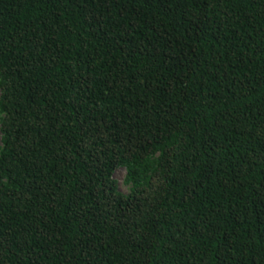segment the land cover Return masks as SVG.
<instances>
[{
	"label": "trees",
	"instance_id": "16d2710c",
	"mask_svg": "<svg viewBox=\"0 0 264 264\" xmlns=\"http://www.w3.org/2000/svg\"><path fill=\"white\" fill-rule=\"evenodd\" d=\"M0 264H264V0H0Z\"/></svg>",
	"mask_w": 264,
	"mask_h": 264
},
{
	"label": "rangeland",
	"instance_id": "374dc122",
	"mask_svg": "<svg viewBox=\"0 0 264 264\" xmlns=\"http://www.w3.org/2000/svg\"><path fill=\"white\" fill-rule=\"evenodd\" d=\"M126 176H127V171L124 168H121L117 170L115 173V180L118 183L119 190L125 195H128L130 193L131 187L126 184Z\"/></svg>",
	"mask_w": 264,
	"mask_h": 264
}]
</instances>
